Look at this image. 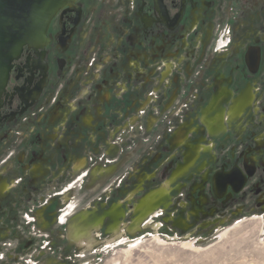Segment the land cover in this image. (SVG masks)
<instances>
[{
    "label": "flooded vegetation",
    "instance_id": "af4514ba",
    "mask_svg": "<svg viewBox=\"0 0 264 264\" xmlns=\"http://www.w3.org/2000/svg\"><path fill=\"white\" fill-rule=\"evenodd\" d=\"M58 100L65 104L49 115ZM130 120L132 129L155 133L152 146L165 141L161 150L173 152L161 162L152 150L150 162L162 167L136 172L138 185L121 202L134 205L133 224L110 229L106 250L115 241L141 243L129 235L159 233L156 220L173 205L190 224L264 214V0H74L63 8L46 44L24 47L0 86V199L19 190L29 200L46 196L41 186L49 166L63 167L70 132L82 153L69 171L89 176L98 133L103 150L122 144ZM52 149H59L55 161ZM155 179L146 192L144 183ZM179 181L184 201L175 204ZM86 215L62 237L84 252L101 245L95 233L106 221L81 223ZM33 226L16 235L23 247L50 245Z\"/></svg>",
    "mask_w": 264,
    "mask_h": 264
},
{
    "label": "rangeland",
    "instance_id": "374dc122",
    "mask_svg": "<svg viewBox=\"0 0 264 264\" xmlns=\"http://www.w3.org/2000/svg\"><path fill=\"white\" fill-rule=\"evenodd\" d=\"M58 103L65 104L58 100L55 108L49 110V115L58 108ZM132 120L124 134L118 133L126 145L116 141L103 150L104 136L98 133L101 140L94 150L90 149V153L93 151L97 156L89 176L79 180L77 173L69 171V163L80 158L82 153L75 144H71L74 132H70L65 138L68 147L65 148L63 167L49 166L47 181L41 186L46 187V196L29 200L22 196L26 192L19 190L9 198L0 199V264H264V214L260 213L230 220L217 214L195 219L190 224L187 214L183 210L175 211L176 205H173L169 211L163 212L161 217L164 220L154 219L160 225L159 233L142 231L136 236H128V240L142 239L137 247L119 246L115 241L109 249L104 248L105 242L112 239L110 229L122 222L129 226L133 224L134 215L129 213L134 205H121V202L137 187L139 174L136 172L147 174L159 169L163 159L173 152L161 150L162 144L167 145L165 141L159 142L157 147L156 143L152 146L155 133L149 128L142 131L139 124L138 128L132 129ZM81 130L76 129L77 132ZM58 150H49V161L57 160ZM152 150L161 153V162H150L154 156L151 155ZM140 157L147 161L139 160ZM99 169L106 172L93 175V171ZM61 173L64 174L60 176ZM156 184L157 179L145 182L143 188L150 192ZM174 188L175 204L177 200L184 201L183 181L177 182ZM170 200L167 197L165 202ZM85 213L87 215L81 223L106 217L104 229L95 233L101 245L88 252L71 247L62 239L68 224L70 226ZM26 224L31 230L35 225L42 235L46 234L50 245L42 242L25 249L24 242L16 235L24 233L23 225Z\"/></svg>",
    "mask_w": 264,
    "mask_h": 264
},
{
    "label": "water",
    "instance_id": "95a60500",
    "mask_svg": "<svg viewBox=\"0 0 264 264\" xmlns=\"http://www.w3.org/2000/svg\"><path fill=\"white\" fill-rule=\"evenodd\" d=\"M73 1L0 0V86L24 47L38 50L46 44L50 22Z\"/></svg>",
    "mask_w": 264,
    "mask_h": 264
},
{
    "label": "bare ground",
    "instance_id": "6f19581e",
    "mask_svg": "<svg viewBox=\"0 0 264 264\" xmlns=\"http://www.w3.org/2000/svg\"><path fill=\"white\" fill-rule=\"evenodd\" d=\"M139 244H140L139 242H135V243L129 245V248L137 247Z\"/></svg>",
    "mask_w": 264,
    "mask_h": 264
}]
</instances>
